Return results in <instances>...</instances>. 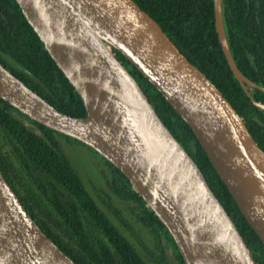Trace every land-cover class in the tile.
Instances as JSON below:
<instances>
[{"label":"water","instance_id":"obj_1","mask_svg":"<svg viewBox=\"0 0 264 264\" xmlns=\"http://www.w3.org/2000/svg\"><path fill=\"white\" fill-rule=\"evenodd\" d=\"M87 115L62 112L0 61V97L120 169L173 237L185 264H259L207 177L117 56L122 53L193 129L242 214L264 243V149L244 118L136 0H17ZM216 30L242 73L214 0ZM0 264H78L32 217L0 167Z\"/></svg>","mask_w":264,"mask_h":264},{"label":"trees","instance_id":"obj_2","mask_svg":"<svg viewBox=\"0 0 264 264\" xmlns=\"http://www.w3.org/2000/svg\"><path fill=\"white\" fill-rule=\"evenodd\" d=\"M136 2L218 86L264 149V109L253 104L229 66L216 30L214 0ZM223 11L237 66L264 87V0H223ZM116 53L130 66L164 123L197 162L258 263L264 264V243L193 129L122 53ZM0 61L62 112L87 115L82 97L17 0H0ZM247 87L252 97L264 103V89ZM72 143L88 147L33 121L0 97V167L32 217L68 255L78 264H166L167 254L157 241L163 236L173 245L178 264H185L168 229L128 177L90 147L109 166L84 174L66 152Z\"/></svg>","mask_w":264,"mask_h":264},{"label":"rangeland","instance_id":"obj_3","mask_svg":"<svg viewBox=\"0 0 264 264\" xmlns=\"http://www.w3.org/2000/svg\"><path fill=\"white\" fill-rule=\"evenodd\" d=\"M66 152L84 174L88 171L98 173L100 168H107L109 166L107 162H105L104 159H102L94 151L80 144L72 143L70 146L68 144Z\"/></svg>","mask_w":264,"mask_h":264},{"label":"flooded vegetation","instance_id":"obj_4","mask_svg":"<svg viewBox=\"0 0 264 264\" xmlns=\"http://www.w3.org/2000/svg\"><path fill=\"white\" fill-rule=\"evenodd\" d=\"M118 58L121 60V58L118 56ZM122 62L125 64V66L131 71L132 73V69L130 68L129 65H127V63L125 61L122 60ZM170 233V232H169ZM172 237V236H171ZM159 238V239H158ZM157 241H158V248L161 250L163 249L166 254H167V261L166 264H178L177 262V258H176V253H175V249L173 247V245H171V243L169 242V239L167 237H158ZM173 238V237H172ZM174 240V239H173ZM109 242V240H107ZM175 242V241H174ZM110 244V243H109ZM111 246V245H110ZM113 248V246H111ZM179 249V248H178Z\"/></svg>","mask_w":264,"mask_h":264}]
</instances>
